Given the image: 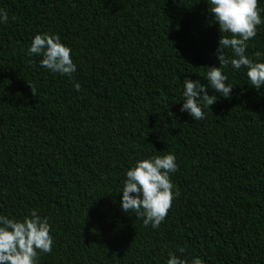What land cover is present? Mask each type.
<instances>
[{
    "label": "trees",
    "instance_id": "1",
    "mask_svg": "<svg viewBox=\"0 0 264 264\" xmlns=\"http://www.w3.org/2000/svg\"><path fill=\"white\" fill-rule=\"evenodd\" d=\"M208 6L0 0V214L48 219L54 244L38 264H167L169 252L189 264H264V86L228 65L230 97L208 87L217 102L205 119L181 112L183 80L207 86L206 67H219ZM42 33L71 49V79L27 54ZM257 51L264 23L246 49L264 62ZM165 151L176 156L179 196L153 229L122 211L121 192L127 170Z\"/></svg>",
    "mask_w": 264,
    "mask_h": 264
},
{
    "label": "clouds",
    "instance_id": "2",
    "mask_svg": "<svg viewBox=\"0 0 264 264\" xmlns=\"http://www.w3.org/2000/svg\"><path fill=\"white\" fill-rule=\"evenodd\" d=\"M209 5L221 33L216 49L219 67H206L207 86L200 80H183L181 112H187L195 121L205 119L203 109L217 102L216 95H208V87L224 98L230 97L233 87L226 83L228 77L223 74L224 67L231 65L237 70L244 67L253 88L259 90L264 86V62H254L246 55L249 40L256 36L257 26L264 23L260 16L264 9H258V0H209ZM7 22L8 13L0 9V23ZM227 50H231V57L227 55ZM27 54L42 57L41 67L70 79L77 70L71 58V49L61 42L57 34L35 35ZM255 56L259 59L264 54L257 51ZM29 86L34 96L35 89ZM74 88L80 91V84L75 82ZM177 170L175 154L167 151L138 160L126 171L121 192L122 211H133L136 218L142 219L144 226L158 229L168 215L174 198L179 196L170 178ZM50 232L48 219L38 215L35 209L22 220L0 214V264H38L41 253L50 254L52 251L54 239ZM178 251L183 254L185 249L179 248ZM168 255L167 264H189L187 259H181L176 253L169 252ZM191 264H204V261L195 258Z\"/></svg>",
    "mask_w": 264,
    "mask_h": 264
}]
</instances>
